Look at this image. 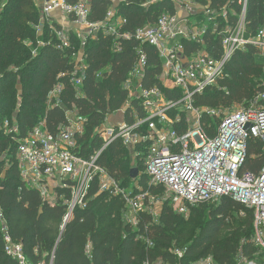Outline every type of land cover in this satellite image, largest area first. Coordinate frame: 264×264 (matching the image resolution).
<instances>
[{"label":"trees","instance_id":"obj_1","mask_svg":"<svg viewBox=\"0 0 264 264\" xmlns=\"http://www.w3.org/2000/svg\"><path fill=\"white\" fill-rule=\"evenodd\" d=\"M194 1L217 10L227 7L230 28L237 26L243 16L247 36L256 34L264 25V0H246V3L241 0ZM90 3L91 22L105 21L111 9L126 19L121 25V34L130 33L131 37H120L119 51L114 50V38L105 33L103 27L95 38L87 39L86 46L77 36H72L69 46H62L59 37L52 36L48 42L37 46L33 55L37 34L53 27L60 31L63 29L61 22L54 17L44 19L34 0H0V116L14 111L20 137L41 120H46L48 129L56 132L60 125L69 123L68 112H77L87 119L84 130L90 135L110 114L125 105L128 91L123 85L141 52L146 55L143 86L158 85L167 98H178V92L170 91L161 83L163 67L157 49L134 36L139 28L156 23L163 12L175 14V4L171 0H122L119 3L91 0ZM217 25L216 30L212 26L206 29L204 39L206 49L220 58L224 23ZM183 45L186 55L200 47L197 41L185 40ZM81 50L85 52L88 69L78 92L69 74L76 66L73 54ZM59 82L64 86L61 102L54 104L49 95ZM263 82L262 49L259 44L249 43L233 55L217 84L196 96V105L220 109L233 103L247 104V100L263 89ZM18 97L20 101L16 104ZM203 120L207 125L218 122L208 114ZM80 135L78 155L89 158L102 149L101 136L82 142ZM260 148L259 142H251L245 166L255 173L264 165V153ZM129 154L121 139H115L100 152L97 162L105 167L120 189L126 190L130 181L138 180L139 192L164 195L163 187L149 185L142 165H139L142 173L136 178L131 176L133 165ZM1 157L0 175L4 176L0 177V205L7 216L11 236L23 244L33 264H51V261L52 264H144L147 258L151 261L163 259L170 264H194L209 256L217 264H237L239 253L252 258L258 249L253 240L254 211L232 197L224 196L217 203H208L213 204L210 208L201 205L204 203L196 205L188 217L177 213L169 200L163 201L158 224L152 223L151 214L145 211L134 226L126 220L123 195L101 190L98 176L91 182L87 206L76 208L65 223L68 206L64 201L51 206L36 189L24 184L13 133L1 132ZM65 193L68 197V191ZM143 232L150 235L152 247L138 238ZM88 244L91 245L90 254L87 253ZM177 248L185 250L183 257L174 254ZM0 264H18L5 252L1 227Z\"/></svg>","mask_w":264,"mask_h":264},{"label":"built area","instance_id":"obj_2","mask_svg":"<svg viewBox=\"0 0 264 264\" xmlns=\"http://www.w3.org/2000/svg\"><path fill=\"white\" fill-rule=\"evenodd\" d=\"M34 1L41 8L44 19L53 17L59 11L80 26L85 31L83 46H86L89 37L95 38L103 27L104 32L114 38L115 51L121 49L120 37H131L130 33L121 34V25L126 19L117 16L114 9L108 12L105 21L91 22V0ZM171 1L174 3L177 0ZM81 28L78 32L82 31ZM56 32L61 45L69 46L70 41L65 39L64 30ZM205 33L206 28L200 30L189 15L180 16L177 12H163L156 23L135 32L138 41L157 49L163 67L161 83L170 91L178 92L179 96L169 99L160 86H143L146 55L141 52L139 61L123 85L128 91L125 105L118 110L123 120L111 128L102 129L100 135L104 140L103 147L89 158L77 152L78 136L83 133L87 120L78 113L74 118L69 117V123L60 125L56 132L48 129L46 120H41L21 137L17 124L8 132L13 133L17 143V158L24 184L36 189L43 201L51 206L64 201L68 206L65 223L76 208L87 206L89 188L96 176L101 190L123 195L128 222L137 225L141 213L147 211L146 203L152 195L149 191L131 195L119 189L116 180L97 162L102 150L115 139H121L130 151L133 167L143 166L149 185L163 187L164 201L169 200L177 213L188 217L192 207L201 203H217L224 196L232 197L253 210V240L258 249L252 258L239 253L237 264H264V165L256 173L245 168L250 157L251 142H259L260 152L264 153V82L263 89L248 105L232 111L200 107L195 101L197 95L217 84L233 55L244 50L249 43L259 44L264 56V25L256 34L249 36L245 33L244 17L234 28L226 25L220 58L206 49ZM185 40L197 41L199 49L186 55L183 45ZM73 56L77 60L76 66L67 74L80 92L88 63L84 50L74 52ZM63 88L59 82L51 91L49 100L54 101V104L60 103ZM205 114L217 118L218 122L207 125L203 120ZM0 227L5 252L18 264H33L23 244L11 236L7 216L1 205ZM138 238L147 247L154 245L147 232L139 234ZM90 250L91 245L88 244V254ZM173 252L181 258L185 250L177 248ZM144 264L169 263L163 259L151 261L147 258Z\"/></svg>","mask_w":264,"mask_h":264},{"label":"rangeland","instance_id":"obj_3","mask_svg":"<svg viewBox=\"0 0 264 264\" xmlns=\"http://www.w3.org/2000/svg\"><path fill=\"white\" fill-rule=\"evenodd\" d=\"M113 1L115 3H119L122 0H113ZM241 1L243 3L245 2V0H241ZM174 4L176 6V12L178 10L184 11L185 12L184 15H189L190 19H192L193 24L197 25L200 30H202L203 28L207 29L208 27H211V26L214 27V29L216 30L218 27L217 23H224L223 30H226V25L228 23V17L226 14L227 13L226 12L227 7H224L220 10H217L215 8H209L207 6L201 5L200 3H197L194 0H177L176 2H174ZM232 13L236 14L235 11H232ZM59 16L60 15L53 14V17L56 18L62 24V27H63L62 30H64V32H65V39L67 41H71L72 36H77L82 40V43H83V41L85 40V31L80 26L75 24L73 22V20L70 17H68L67 15L62 14V17H59ZM49 17H52V16H49ZM242 17L243 16H241L240 19H242ZM80 28L82 29V31L80 30V32H78V30ZM55 30H56L55 27H53V28H51V30H45V31L38 33L36 45H34V46L31 42H27L30 47L33 46V51H32L33 55L37 51V46L43 45L44 43L48 42L52 38V36L58 37ZM18 88L20 89L21 86L18 85ZM255 95L252 98H254ZM18 100H19V97L16 100V104H19L20 100L19 101ZM250 100L251 99L246 101L247 104L233 103L231 106H228V107L222 108V109H223V111H232L236 108L242 107L244 105H248ZM13 112L14 111L11 110L10 115H9V113H7L3 117L0 116V134L2 131L8 132V130H10L11 128L16 126L17 120H16ZM76 113L77 112H73V113L68 112V115H69V117L74 118ZM122 120H123L122 119V113L115 111L112 114H110L102 124H100L99 126L94 128L93 132L90 135H87L85 133L86 131L84 130V133H82L80 135V140L82 142H84L85 139L90 140L94 136H97V135L101 136L100 132L102 131V129L111 128V127L115 126L116 123L122 122ZM216 120H217V118H216ZM129 155H128V157H129V160L131 163L133 161H132L131 156H129ZM0 159L2 160V157ZM6 166L8 167L9 164H7ZM3 176H4V174L0 175L1 178H3ZM138 186H139L138 180L130 181L126 190L131 195H136L140 191ZM121 190H123V189H121ZM158 194L159 195L152 194L148 198V201L146 203V205L148 206L147 212L149 214H151V222L154 224H158L160 222L159 217L161 214L162 203L165 200L163 193L159 192ZM213 204L204 203L201 205L205 206L206 208H210V206ZM186 264H189V263H186ZM194 264H217V262L214 260V258L212 256H209L205 259H201V260L195 262Z\"/></svg>","mask_w":264,"mask_h":264},{"label":"water","instance_id":"obj_4","mask_svg":"<svg viewBox=\"0 0 264 264\" xmlns=\"http://www.w3.org/2000/svg\"><path fill=\"white\" fill-rule=\"evenodd\" d=\"M248 126H249V125H248ZM139 173H140V170H139L138 167H133V168H132V170H131V176H132L133 178L138 177Z\"/></svg>","mask_w":264,"mask_h":264},{"label":"crops","instance_id":"obj_5","mask_svg":"<svg viewBox=\"0 0 264 264\" xmlns=\"http://www.w3.org/2000/svg\"><path fill=\"white\" fill-rule=\"evenodd\" d=\"M177 13L180 15V16H184V11H182V10H178L177 11ZM55 15H60L59 17H62V14L61 13H59V11H57L56 13H54Z\"/></svg>","mask_w":264,"mask_h":264}]
</instances>
